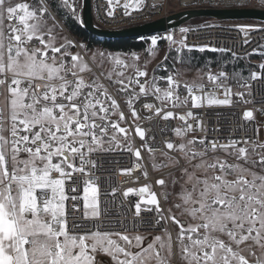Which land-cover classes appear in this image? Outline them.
<instances>
[{"label": "snow or ice", "instance_id": "obj_1", "mask_svg": "<svg viewBox=\"0 0 264 264\" xmlns=\"http://www.w3.org/2000/svg\"><path fill=\"white\" fill-rule=\"evenodd\" d=\"M86 2L0 0V264H264V101L227 134L236 113L221 111L255 105L264 44L242 56L180 27L141 37L147 55L93 47L67 23L87 27ZM106 3L108 18L163 6ZM233 27L243 44L264 33ZM161 41L171 64L149 72ZM194 49L221 55L197 66ZM253 54L245 76L236 65ZM117 153L134 157L121 174L160 173L159 190L102 180Z\"/></svg>", "mask_w": 264, "mask_h": 264}, {"label": "built area", "instance_id": "obj_2", "mask_svg": "<svg viewBox=\"0 0 264 264\" xmlns=\"http://www.w3.org/2000/svg\"><path fill=\"white\" fill-rule=\"evenodd\" d=\"M171 0H163L157 4H162L163 6L159 10H154L152 8H145L141 12H134L131 17L123 16V8L120 6L116 7L114 17L108 18L106 16L107 3L106 0H92L93 16L96 24L104 29H121L137 24H141L150 20L158 19L161 17H167L176 11L179 10H189V9H243L251 8L250 5L253 3H258V0H175L179 4L178 9H171L169 6ZM153 0H148V3L151 4ZM187 5V6H186ZM97 7H99L100 19H97ZM217 25L215 28H201L200 26H192V29H198V31L190 33L188 37V43L190 45H203L208 43L210 46H225L232 48L239 55H244L247 52H251L254 48H257L258 45L264 42V33L254 32L251 34V43L243 44V35L238 34V29L234 28L235 24L232 23H222V24H212ZM257 28L264 26L263 23L255 25ZM178 30V29H176ZM172 30V31H176ZM165 34V33H164ZM164 42V41H163ZM167 46L166 42H164ZM231 53V52H229ZM261 90H264V82L257 81L254 83L253 95L255 97V105L248 104L243 105L239 104L234 109L230 110H221V111H233L236 113V117L231 121L230 125H225L224 132L227 134L228 128L230 126H235V120H240L243 110L245 108H251L253 106L259 108L261 102L264 101V95H261ZM163 122H160L162 124ZM215 123V121H213ZM242 123V120H241ZM160 124L153 122L152 128L153 131L149 133L151 136L155 133L160 139ZM148 125L145 124V127ZM137 144H139V138H136ZM109 159L118 160L119 163H114L107 165L108 168L112 169L111 173H106L101 176V179H112L115 181L117 187L121 190L127 189L128 187H140L146 183H152L154 185V190L158 191V186L155 185V180L159 177L160 173H154L149 167V176L145 179L139 170H136L132 173L131 176L126 174H121L122 170L131 168L133 166L134 157L129 154H120L117 153ZM147 163V161H145ZM139 179H136V178ZM132 199H136L133 197ZM119 204V201H117ZM129 220H131V215H129Z\"/></svg>", "mask_w": 264, "mask_h": 264}, {"label": "water", "instance_id": "obj_3", "mask_svg": "<svg viewBox=\"0 0 264 264\" xmlns=\"http://www.w3.org/2000/svg\"><path fill=\"white\" fill-rule=\"evenodd\" d=\"M82 17L87 22L85 30L102 41L141 39L150 35L164 34L183 27L190 21L210 18L220 22H259L264 24V9H189L179 11L167 17L147 21L121 29H104L99 27L93 16L92 0H87ZM255 26V25H254Z\"/></svg>", "mask_w": 264, "mask_h": 264}, {"label": "trees", "instance_id": "obj_4", "mask_svg": "<svg viewBox=\"0 0 264 264\" xmlns=\"http://www.w3.org/2000/svg\"><path fill=\"white\" fill-rule=\"evenodd\" d=\"M206 22L204 24H216L212 22H219L210 18L206 19ZM67 23L69 25V29L72 32L73 35H75L78 39L87 40L90 44L93 45V47H104L108 50H134L137 52H143L144 49L147 47L146 44L143 43L141 39H125V40H114V41H102L98 38L90 35L85 28H80L77 24H75L70 18L67 20ZM226 23V22H223ZM235 25H258L261 24L259 22H228ZM200 25H193L191 22L187 23L183 27H192V26H200ZM264 44V42L262 43ZM166 46L163 41L160 42V47ZM172 55H175L173 52ZM193 57H195V60L193 61L197 66L202 65L205 61H213L215 62L218 57H220L221 54L219 53H213L211 51H208L207 49L201 53L199 51H196L195 49L191 53ZM231 53H227L224 58H230ZM250 61V63H249ZM262 62V58L259 54H253L251 56H248L245 60H241L237 65L236 68L242 70V74L247 76L248 75V69H256L258 70V64ZM164 64L170 65L171 61H164ZM215 63H213V67H215ZM229 68H232V65H229ZM160 75H165L166 73L161 71L159 73Z\"/></svg>", "mask_w": 264, "mask_h": 264}, {"label": "rangeland", "instance_id": "obj_5", "mask_svg": "<svg viewBox=\"0 0 264 264\" xmlns=\"http://www.w3.org/2000/svg\"><path fill=\"white\" fill-rule=\"evenodd\" d=\"M124 2V0H121V4ZM156 3H159V2H163V0H155ZM169 6L171 9H178L179 8V4L177 1L175 0H171L170 3H169ZM253 8H258V7H253ZM261 9V8H259ZM179 11H183V10H179L176 11L175 13L179 12ZM174 14V13H173ZM172 15V14H171ZM170 16V15H169ZM162 18V17H161ZM159 19V18H158ZM206 19L207 18H200V19H196V20H193V21H190L193 25H200V24H204V23H208L206 22ZM155 20V19H154ZM151 21V20H150ZM212 23H216V24H222L223 22H212ZM138 25V24H137ZM131 27V26H130ZM127 28V27H126ZM101 47V46H100ZM167 50V46H162L160 47V52H159V56L156 58V60H154L152 62V64L149 65V72L152 71L153 68L156 67L157 64H159L161 61H164V55H165V52ZM140 53H143V55H147V53H144L143 52H140ZM189 78H191V76H189ZM262 134H264V130H262ZM156 173V172H154ZM157 174V173H156ZM149 239H151V236H149Z\"/></svg>", "mask_w": 264, "mask_h": 264}, {"label": "bare ground", "instance_id": "obj_6", "mask_svg": "<svg viewBox=\"0 0 264 264\" xmlns=\"http://www.w3.org/2000/svg\"><path fill=\"white\" fill-rule=\"evenodd\" d=\"M217 47H219V46H217Z\"/></svg>", "mask_w": 264, "mask_h": 264}]
</instances>
